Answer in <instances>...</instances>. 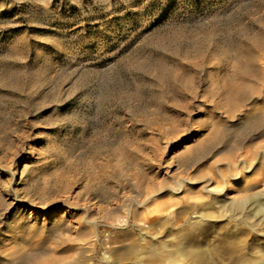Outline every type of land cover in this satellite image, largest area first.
I'll use <instances>...</instances> for the list:
<instances>
[{"label": "rangeland", "instance_id": "1", "mask_svg": "<svg viewBox=\"0 0 264 264\" xmlns=\"http://www.w3.org/2000/svg\"><path fill=\"white\" fill-rule=\"evenodd\" d=\"M263 152L264 0H0V264L73 249L77 264H166L187 246L229 264L231 240L262 264ZM240 158L253 168L226 197L172 198L201 179L219 192Z\"/></svg>", "mask_w": 264, "mask_h": 264}, {"label": "bare ground", "instance_id": "2", "mask_svg": "<svg viewBox=\"0 0 264 264\" xmlns=\"http://www.w3.org/2000/svg\"><path fill=\"white\" fill-rule=\"evenodd\" d=\"M254 58H256V57H254ZM251 62H252V60L250 61V64H251ZM253 63V62H252ZM255 63V62H254ZM253 63V64H254ZM250 64H248V69H250ZM254 67H255V65H253ZM246 67V68H247ZM243 68V67H242ZM251 68H252V66H251ZM245 70V69H244ZM254 70H255V68H254ZM253 69H251V71H254ZM243 71V70H242ZM241 71V72H242ZM258 71V70H257ZM240 72V73H241ZM254 72H256V71H254ZM243 73V72H242ZM245 73V72H244ZM251 73V72H250ZM249 73V74H250ZM244 75V74H243ZM246 75V74H245ZM246 77V76H245ZM251 139V138H250ZM236 140H238V139H236ZM233 141V140H232ZM241 141H242V139H241ZM238 142V141H237ZM232 143V142H231ZM240 143H242V142H240ZM238 144V143H237ZM237 144H235V145H237ZM240 145V144H239ZM229 146H230V144H229ZM240 147V146H239ZM208 149V148H207ZM206 148H205V151L207 150ZM230 149H232V146L230 147ZM225 150V149H224ZM234 150V149H233ZM205 151H203L204 153H205ZM239 151V150H238ZM237 151V152H238ZM201 152V150H199V153ZM203 152H201V153H203ZM207 152V151H206ZM226 152V151H225ZM192 153H197V152H192ZM203 153V154H204ZM219 153H221V152H219ZM264 153V152H263ZM191 154V153H190ZM207 154V153H206ZM229 154H231L230 152H229ZM229 154H228V156H229ZM195 155L196 154H194V157H195ZM199 154L197 153V155L196 156H198ZM201 155V154H200ZM199 155V156H200ZM220 155H222V154H220ZM224 155V154H223ZM236 155H238V154H236ZM206 156V155H205ZM233 156V155H232ZM191 157V156H190ZM222 157V156H221ZM226 156L224 155V158H225ZM231 157V156H230ZM193 158V157H192ZM205 158V157H204ZM207 158V157H206ZM237 158V157H236ZM244 158V157H243ZM252 158H254V157H252ZM261 158V157H260ZM203 159V158H202ZM202 159H200V160H202ZM245 159H247L246 157H245ZM245 159H242V158H240V159H238V160H232V161H230V162H227L226 163V165L225 166H227V168H226V172L225 171H222V172H220V171H217L218 172V179H219V181H216V183L217 184H220V186H221V188H220V190H219V192L217 191H215V186H213V183H214V179L213 178H210L208 181H203V179H201V181H199V182H185L184 184H180L178 187H176L175 189H173V190H171L170 191V194L172 195V198H175V197H179V195H182L183 193H185V192H188V191H191V190H194V191H192V192H194V193H216V194H221V193H223L224 195H225V197H226V195L228 194V192H231L232 190H231V188H229V186H228V184L231 182V180L233 181V182H235V181H239V180H244V177L245 176H247L248 174H250V172H251V170H252V168H253V163H252V161L251 162H249L248 160H245ZM255 159V158H254ZM256 159H258V158H256ZM262 159V158H261ZM192 160V159H191ZM231 160V159H230ZM189 161V160H188ZM193 161V160H192ZM191 161V162H192ZM195 161V160H194ZM193 161V162H194ZM197 161H199V160H197ZM229 161V160H228ZM261 160L259 159V161L258 162H260ZM184 162V161H183ZM186 162V161H185ZM200 162V161H199ZM182 163V162H181ZM195 163H198V162H195ZM189 164V163H188ZM194 165V164H193ZM193 165H191V166H193ZM197 165V164H196ZM261 165V164H260ZM185 166V165H184ZM184 166H182V167H184ZM186 166H189V165H186ZM191 166H190V168H191ZM195 166V165H194ZM224 166V167H225ZM255 166H256V164H255ZM258 167V166H257ZM263 167V166H262ZM186 168V167H185ZM189 168V167H188ZM223 168V167H222ZM222 168H221V170H222ZM264 168V167H263ZM255 169V168H254ZM260 168H257V170L256 171H258ZM184 170V169H183ZM186 170V169H185ZM190 170V169H189ZM218 170H220V169H218ZM264 170V169H263ZM191 171V170H190ZM261 171V169L258 171V174H259V172ZM195 172V171H194ZM253 172H255V171H253ZM198 173V172H197ZM197 173L196 174H194L195 176H197ZM201 173V176L204 174L203 173V171H201L200 172ZM203 173V174H202ZM199 174V173H198ZM257 174V175H258ZM260 174H262L261 172H260ZM192 175V177H193V174H191ZM205 175V174H204ZM251 175H253V174H251ZM250 175V176H251ZM257 175L255 174L254 176H256V178H257ZM200 176V175H199ZM259 176V175H258ZM263 176H264V174H263ZM178 177V176H177ZM204 177V176H203ZM175 178V177H174ZM198 179H199V177H197ZM196 178V179H197ZM248 178V177H247ZM264 178V177H263ZM260 179V180H264V179ZM177 179V178H176ZM179 179V178H178ZM184 179V178H183ZM194 179H195V177H194ZM207 179V178H206ZM220 179H221V181H220ZM246 179V178H245ZM187 180H188V178H187ZM192 180V179H191ZM200 180V179H199ZM242 180V181H243ZM259 180V181H260ZM198 181V180H197ZM249 181V183L251 184V181L250 180H248ZM258 181V180H257ZM259 181H258V183H259ZM246 182V181H245ZM262 182V181H261ZM260 182V183H261ZM181 183V182H180ZM243 183V182H242ZM248 183V182H247ZM246 183V184H247ZM249 183H248V185H249ZM254 183V182H253ZM257 183V182H256ZM231 184V183H230ZM245 184V183H244ZM243 185V184H242ZM251 185H253L254 187H255V185L254 184H251ZM257 185V184H256ZM260 185H262V183L260 184ZM169 186H171V185H169ZM185 186H186V189H185ZM224 186V187H223ZM246 186V185H245ZM244 185L242 186V188L244 189L243 191H245L246 189H248L249 188V186H247V188H244L245 187ZM168 187V186H167ZM231 187V186H230ZM232 187H234V186H232ZM164 188V187H163ZM172 188H173V185H172ZM241 188V187H240ZM256 188V187H255ZM234 189V188H233ZM239 189V188H238ZM264 189V188H263ZM168 190V189H167ZM250 192H251V187H250ZM254 190V189H253ZM252 190V191H253ZM235 191V190H234ZM237 191V190H236ZM255 191V190H254ZM259 191H260V189H259ZM259 191H258V193H259ZM237 192H239V191H237ZM245 192H248L247 190L245 191ZM244 192V193H245ZM264 192V191H263ZM240 193V192H239ZM238 193V194H239ZM249 193V192H248ZM252 193V192H251ZM243 194V193H242ZM263 194V193H262ZM197 195H199V194H197ZM249 195V194H248ZM248 195H246V196H248ZM254 195V194H253ZM203 196V195H202ZM207 196V195H206ZM209 196V195H208ZM237 196V195H236ZM235 196V197H236ZM246 196H245V199H246ZM255 196V195H254ZM253 196V197H254ZM229 197V196H228ZM234 196H232V198H235ZM240 197V196H239ZM248 197H250V196H248ZM197 199V198H196ZM237 199V198H236ZM244 199V198H243ZM249 199V198H248ZM247 199V200H248ZM253 199V198H252ZM263 199V198H262ZM238 200H240L239 198H238ZM225 201V200H224ZM229 201V200H228ZM233 201H234V199H233ZM226 202V201H225ZM244 202V201H243ZM243 202H242V197H241V200L239 201V203H238V205L240 206V208H242L241 210L243 211V209L245 208L244 206L245 205H247V204H243ZM144 203V202H143ZM204 203V202H203ZM203 203H201V204H203ZM230 203H232V201L231 202H229V204ZM208 204V203H207ZM219 204V203H218ZM222 204V203H221ZM234 204V203H233ZM232 204V205H233ZM236 204V203H235ZM250 204H252V202H250ZM259 204H263V201H262V203H260V201H259ZM259 204H256V206L257 205H259ZM166 206H167V204H165ZM164 205V206H165ZM211 205V204H210ZM215 205V204H214ZM216 205H217V203H216ZM227 205V204H226ZM231 205V206H232ZM238 205H237V210H239V207H238ZM249 205V204H248ZM264 205V204H263ZM262 205V206H263ZM163 205H162V207H164ZM208 206V205H207ZM218 206V205H217ZM220 206V205H219ZM234 206V205H233ZM252 205H250V207H251ZM260 206V205H259ZM200 207V206H199ZM225 207V206H224ZM229 207H230V205H229ZM235 207V206H234ZM248 207V206H247ZM254 207V206H253ZM161 208V207H160ZM165 208V207H164ZM163 208V209H164ZM167 208H169L168 206H167ZM204 208H205V206H204ZM220 208H222V207H220ZM227 208H228V205H227ZM232 208V207H231ZM230 208V209H231ZM252 208V207H251ZM259 208H261V206L259 207ZM162 209V208H161ZM218 210H219V207L217 208ZM225 209H226V207H225ZM230 209H226V211H229ZM221 210V209H220ZM219 210V211H220ZM231 210H233V209H231ZM230 210V213L232 212ZM236 210V211H237ZM245 210V209H244ZM251 210V209H250ZM252 210H254V208L252 209ZM256 210H258L257 208H255V212H256ZM195 211V210H194ZM225 211V212H226ZM236 211H235V209H234V213H236ZM241 211V212H242ZM247 211V210H246ZM259 211H262V213H260ZM198 212V211H197ZM251 212V211H250ZM253 213V212H252ZM257 213H260V214H257V216L258 215H261V214H263L264 215V207L263 208H261L260 210H258V212ZM139 214V213H138ZM240 214H242V213H240ZM244 214V213H243ZM245 214H247V213H245ZM194 215H195V219L197 220V218H201L202 219V216H200L199 214H197L196 212H194ZM226 215V214H225ZM229 215V214H228ZM249 215H251V213H249ZM262 215V217H264ZM221 216V215H220ZM237 216H239V214L237 215ZM236 216V217H237ZM243 216V215H242ZM252 216V215H251ZM254 216H256V215H253V219H254ZM135 217H136V215H135ZM138 217V216H137ZM227 217V216H226ZM235 217V218H236ZM241 217V216H240ZM239 217V218H240ZM248 217L249 216H247V217H245V219L247 218V221L248 222H250V221H252L251 219H250V221L248 220ZM207 218V217H206ZM205 218V219H206ZM222 218H224V217H222ZM256 218H259V216L258 217H256ZM255 218V219H256ZM136 219V218H135ZM200 219V220H201ZM229 219H230V217H229ZM245 219H244V221H245ZM82 220H83V218H82ZM82 220H81V222H82ZM195 220V221H196ZM209 220V219H208ZM236 220H237V218H236ZM242 220V219H241ZM259 220V219H258ZM77 221H79V220H77ZM235 221V220H234ZM244 221H242V223L244 222ZM257 220H255V222H256ZM200 222V221H199ZM246 222V221H245ZM258 222V221H257ZM260 222V221H259ZM263 222H264V219H263ZM251 223V222H250ZM260 223H262V222H260ZM259 223V224H260ZM79 224V223H78ZM87 224V223H86ZM257 224V223H256ZM263 224V223H262ZM262 224H261V226H262ZM71 225V224H70ZM243 225H245V224H243ZM247 225H249V224H247ZM264 225V224H263ZM69 226V225H68ZM74 226V225H73ZM73 226H72V228H73ZM83 226V225H82ZM235 226V225H234ZM70 227V226H69ZM263 227V226H262ZM261 227V228H262ZM67 228V227H66ZM79 228V227H78ZM68 229V228H67ZM70 229V228H69ZM82 229V228H81ZM189 229V228H188ZM255 229H257V228H255ZM252 230V229H251ZM253 230H254V228H253ZM252 230V231H253ZM66 231V230H65ZM75 231V230H74ZM73 230L71 231V234L74 232ZM260 232V231H259ZM68 233V232H67ZM75 233V232H74ZM91 233V232H90ZM261 234V233H260ZM262 234H264V233H262ZM261 234V235H262ZM62 235H64V233L62 234ZM68 235V234H67ZM77 235V234H76ZM69 237L71 236V235H68ZM68 236H62V237H65V239L68 241H70V239H68ZM62 237H60L59 238V240H61V238ZM77 237H78V239H79V236L77 235ZM95 237V236H94ZM142 237V236H141ZM76 238V237H75ZM81 238V237H80ZM90 238H93V237H90ZM230 238V237H229ZM233 238V237H232ZM63 239V238H62ZM72 239H74V238H72ZM77 239V238H76ZM64 240V239H63ZM66 240H64V242L66 241ZM75 240V239H74ZM74 240H72L74 243L73 244H75V242L76 241H74ZM235 240V239H234ZM71 241V242H72ZM27 241L25 240V242H24V244L26 243ZM70 242V243H71ZM92 242V241H91ZM58 243V242H57ZM60 243V242H59ZM76 243H78V242H76ZM81 243H82V240H81ZM81 243H78V244H81ZM90 243V242H89ZM95 243H96V239L92 242V250H94V245H95ZM61 245H62V243H61ZM65 245H67V244H65ZM89 246V245H88ZM180 246V245H179ZM14 247V246H13ZM66 247V246H65ZM70 247H71V244H70ZM75 246H73V248H74ZM79 247V246H78ZM188 247V246H187ZM187 247H186V251L184 250L183 251V249H182V251H180V250H171L172 252H170L169 253V255H167L168 257H167V259H165V261L164 262H166V264H179V262H182L183 260L186 262V263H188V264H214L213 262H209V261H207V259L205 258V256H204V254L202 253V251L200 250V249H187ZM193 247V246H192ZM62 248V247H61ZM69 248V247H68ZM68 248H65L66 250L65 251H68L67 249ZM91 248V247H90ZM166 248V247H165ZM177 248V247H176ZM19 249V248H18ZM63 249V248H62ZM71 249V248H70ZM77 249V248H76ZM222 249H223V251L225 252V253H227V254H230V263L229 264H243V262H244V260L245 259H243V257H242V254L240 253V252H242V251H240L239 252V249L240 248H238V246H236L235 245V243L234 242H232V240H231V242L230 243H224V244H222ZM74 250V249H73ZM73 250H71V252L70 251H68L69 253H70V255L68 256V257H64L65 258V264H77L76 263V260L74 259V255H76V252H75V250L73 251ZM78 250V249H77ZM15 251H17V250H15ZM18 251H20V250H18ZM17 251V252H18ZM25 251V250H24ZM30 251V250H29ZM28 251V252H29ZM63 251V250H62ZM21 252H22V250H21ZM31 252V251H30ZM29 252V253H30ZM64 252V251H63ZM68 252H66L67 254H68ZM12 254L14 253V252H11ZM20 253V252H19ZM26 253V252H25ZM144 253V252H143ZM157 253V252H156ZM16 254V253H15ZM21 254V253H20ZM23 254V253H22ZM66 254V255H67ZM158 254V253H157ZM167 254V253H166ZM16 255H18V254H16ZM15 255V256H16ZM41 255V254H40ZM43 255H44V252H43ZM165 255V254H164ZM244 255V254H243ZM12 256V255H11ZM23 257L25 256V254H23L22 255ZM46 256V255H45ZM63 256H65V255H62V257ZM23 257H19L20 258V260H19V262L17 263V264H30L29 263V261L27 260V259H25V257L23 258ZM30 258H31V255L29 256ZM61 257V258H62ZM144 257H145V255L144 254H142L141 252H139V253H137V255L136 256H133V258H134V262H133V264H161L162 262H160L159 260H148L147 262H144L143 261V259H144ZM16 258H17V256H16ZM18 259V258H17ZM60 259V258H59ZM63 259V258H62ZM8 260H11V259H9L8 258ZM106 260V259H105ZM254 260V259H253ZM35 261V260H34ZM131 262H132V260H130ZM255 261V260H254ZM9 262V261H8ZM17 262V261H16ZM57 262V261H56ZM62 262V261H61ZM245 262H246V260H245ZM252 262V261H251ZM33 263H35L36 264V261L35 262H33ZM38 263V262H37ZM249 262H247V264H248ZM11 264H12V262H11ZM58 264H61V263H59V261H58ZM63 264V263H62ZM126 264V263H125ZM251 264V263H250ZM256 264H257V262H256ZM259 264H261L260 263V261H259ZM262 264H264V262H262Z\"/></svg>", "mask_w": 264, "mask_h": 264}]
</instances>
